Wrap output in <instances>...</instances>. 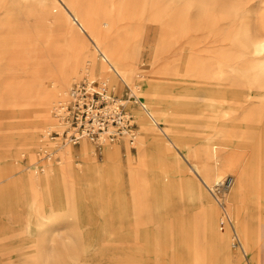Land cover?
<instances>
[{
  "label": "bare ground",
  "instance_id": "bare-ground-1",
  "mask_svg": "<svg viewBox=\"0 0 264 264\" xmlns=\"http://www.w3.org/2000/svg\"><path fill=\"white\" fill-rule=\"evenodd\" d=\"M0 11L6 19L21 14L32 19V24L23 21L22 28L5 31L0 27V140L5 143L6 135L9 139V135L18 134L27 144L29 160L38 153L40 143L33 146L37 138L49 142L46 134L53 125L56 129L52 130L55 134L52 138L60 136L71 141L65 137L67 125L59 112L60 105L70 100L75 81L84 74H103L106 77L97 80L88 75L82 79L97 81L107 93L111 90L115 93L107 78L112 73L123 82V77L133 79V62L143 32L150 28L157 31L158 50L175 43L188 50L164 80H189L205 90L218 91L221 96L209 97V110L199 121L198 110L187 111L186 116L161 111L159 95L155 94L156 85L161 82L158 71L148 70L149 81L143 89L145 102H140L134 90L130 92L127 87V98L133 95V101L139 103L146 115H140L137 157L132 160V166L127 162L129 182L139 187L147 180L141 167L151 156L152 142L161 149L153 126L176 146L169 135L185 120L200 122L205 125L204 139L193 152L181 147L182 157L191 162L188 167L182 164L181 181L187 188L189 204L195 208L189 230L194 264H205V247L209 243L221 264H230L237 251L245 254L247 241L255 245L256 215H250L253 226L244 234L240 201L252 163L258 171L259 194L264 192V128L254 142L247 131L256 124H264V0H0ZM95 50L103 61L97 58ZM199 50L206 53L198 54ZM228 90L237 92L241 100L228 101L224 94ZM250 91L258 99L243 103L244 94ZM3 93L11 100L1 99ZM121 100L134 117L126 106L127 99ZM219 107L226 114L223 124H234L243 130L240 148L230 145L231 134L227 129L209 125ZM16 109L20 118L10 120ZM230 113L236 114L231 117ZM160 121L166 125L159 126ZM136 126L135 121L132 135L122 132L114 139L123 135L132 142L136 138ZM90 141L82 136L77 142L61 143L56 149L55 163H44L25 174L24 180L32 187L31 196L36 197L38 192L41 206H44L45 190L52 185L55 203L59 197L68 211L74 208L72 204L78 203L83 191L103 195L104 200L113 196L115 210L118 209L124 185V163L119 157L118 144L102 139V158L97 162ZM73 143H78L77 148ZM165 152L171 155V149ZM52 153L44 151V157L49 159ZM173 155L178 162L174 152ZM131 159L128 155L127 160ZM228 176L232 181L222 193V204L229 221L220 228L221 206H217L212 190ZM151 185L160 191L169 187L177 200L175 177L165 181L158 173ZM161 204L160 200L158 205L163 207ZM46 211L41 207L35 215L37 224L41 225L44 218L58 216ZM241 235L248 238L242 240ZM56 262L50 255L47 264Z\"/></svg>",
  "mask_w": 264,
  "mask_h": 264
},
{
  "label": "rangeland",
  "instance_id": "rangeland-1",
  "mask_svg": "<svg viewBox=\"0 0 264 264\" xmlns=\"http://www.w3.org/2000/svg\"><path fill=\"white\" fill-rule=\"evenodd\" d=\"M0 21V27L5 31L22 28L23 21H30L32 24L31 17L25 19L21 14L18 18L6 19L1 11ZM157 39L158 33L155 29L150 28L143 32L141 45L133 62V79L123 77V82L112 72L107 77L117 96L127 99L126 106L133 112L137 123L136 138L132 142L123 135L109 140L117 142L119 157L124 163L122 170L124 185L119 194L118 209L115 210L113 196L109 200H104L105 196L99 195L101 199L98 201L99 196L83 191L78 203L72 204L74 208L68 211L59 197L55 203L52 185H49L44 192V206H41L38 192L35 193L36 197L32 198V187L24 180L25 174L44 163H55L57 147L61 143L71 142L60 136L52 138L55 135L52 130L56 129V125H53L46 134L48 143L41 142L37 138L33 146L36 147L40 143V147L36 157L31 160L28 159L25 150L27 144L18 134L9 135V139L6 135L5 139L8 141L6 140L5 143L0 140V264H47L50 255L57 261L56 264H194L195 260L190 252L192 236L189 235V230L192 227L195 208L189 204L187 188L181 181L182 164L188 167L191 162L182 157L184 152L181 147L193 152L197 144L204 139L205 125L197 121L185 120L173 135H169L176 146L153 126L155 139L162 146L159 150L152 142L151 156L141 167L147 177V183L145 181L137 187L135 183L129 182L127 162L132 166L134 164L132 160L137 157L141 129L140 115H146L139 103H135L132 98L128 99L126 93H129L128 87L130 92L131 89L134 90L140 102H145L143 89L147 86L146 81H149L148 70L158 71L161 82L156 85L155 94L159 95L161 111L178 116L183 113L186 116L185 112L198 110L200 113L196 119L199 121L209 110V97L221 95L218 91L205 90L203 86L189 80H164L188 50L179 43L158 50ZM205 53V50L198 51V54ZM96 54L97 58L103 61L98 51ZM85 75L88 74H84L81 79ZM88 76H93L96 80L106 77L99 73ZM236 93L228 90L224 94L228 101L241 100V96ZM1 99L11 100L5 93L1 95ZM257 99L256 93L250 91L244 94L242 102L247 103ZM14 113V117H10V120L20 118L18 109ZM9 114L12 115L11 112ZM235 114L229 115L233 117ZM225 115L219 107L217 115H212L209 125L227 129L231 134L230 145L240 148L243 130L234 124H223ZM262 115L264 118V114ZM165 125L164 122H159V126ZM261 128H264L263 123L247 130L252 142L257 138ZM90 142L95 151L93 153L95 161L100 162L102 143L98 147L94 141ZM73 144L74 148H77L78 143ZM165 148L167 151L171 149L172 156L169 152H165ZM44 151H53L49 159L44 157ZM173 152L178 162L174 161ZM128 155L132 157L130 161L127 160ZM75 159L79 158L76 156ZM252 165L240 201V211L244 234L253 226L250 215H256L257 241L255 245L247 241L246 246L244 245L245 254L237 251L230 264H264V192L259 194L258 171L255 163ZM158 173L165 181L171 176L175 177L177 200L169 187L160 191L151 185ZM160 200L163 207L158 205ZM217 206L220 207L218 204ZM41 207H45L46 214L58 216L55 219L44 218L41 225L37 224L35 215L41 211ZM230 230L232 231L231 228ZM245 236L248 238L247 235H241L242 240H246ZM210 244L205 247V264H221V259L215 257ZM232 248L235 249L233 246Z\"/></svg>",
  "mask_w": 264,
  "mask_h": 264
},
{
  "label": "built area",
  "instance_id": "built-area-1",
  "mask_svg": "<svg viewBox=\"0 0 264 264\" xmlns=\"http://www.w3.org/2000/svg\"><path fill=\"white\" fill-rule=\"evenodd\" d=\"M70 96L66 104L60 105L59 112L67 125L65 137L69 140L77 142L79 137L85 136L100 147L102 139L112 140L122 132L132 135L134 117L112 90L107 93V89L97 81L81 79L71 87ZM128 97L134 100L133 95ZM231 181V176H228L216 183L212 190L216 202L221 206V228L229 221L223 209L222 193ZM235 242L238 245L236 238Z\"/></svg>",
  "mask_w": 264,
  "mask_h": 264
}]
</instances>
